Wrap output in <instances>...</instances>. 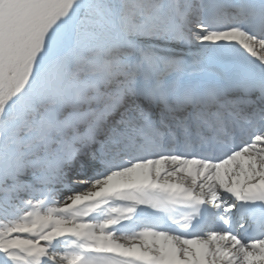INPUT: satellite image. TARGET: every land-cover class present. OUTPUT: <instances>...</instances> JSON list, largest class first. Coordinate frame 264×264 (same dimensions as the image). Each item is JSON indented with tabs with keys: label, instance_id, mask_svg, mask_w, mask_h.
I'll use <instances>...</instances> for the list:
<instances>
[{
	"label": "snow or ice",
	"instance_id": "6c2138e0",
	"mask_svg": "<svg viewBox=\"0 0 264 264\" xmlns=\"http://www.w3.org/2000/svg\"><path fill=\"white\" fill-rule=\"evenodd\" d=\"M0 264H264V0H0Z\"/></svg>",
	"mask_w": 264,
	"mask_h": 264
}]
</instances>
